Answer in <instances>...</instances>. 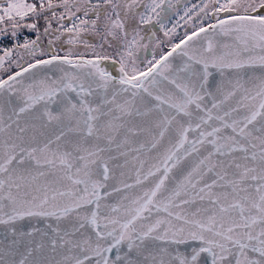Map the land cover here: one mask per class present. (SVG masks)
Here are the masks:
<instances>
[{
	"label": "snow or ice",
	"instance_id": "1",
	"mask_svg": "<svg viewBox=\"0 0 264 264\" xmlns=\"http://www.w3.org/2000/svg\"><path fill=\"white\" fill-rule=\"evenodd\" d=\"M167 9L171 0H0V70L19 68L0 78V264H264V73L246 71L264 69V0L185 8L215 22L141 71L140 28ZM65 34V55L21 65L43 53L42 35L51 49ZM79 44L92 58L73 54ZM113 44L118 76L103 66Z\"/></svg>",
	"mask_w": 264,
	"mask_h": 264
},
{
	"label": "flooded vegetation",
	"instance_id": "2",
	"mask_svg": "<svg viewBox=\"0 0 264 264\" xmlns=\"http://www.w3.org/2000/svg\"><path fill=\"white\" fill-rule=\"evenodd\" d=\"M93 3H95V0H92ZM147 2V0H146ZM171 2L175 5V9H167L164 13L161 14L160 17V23H156L153 21L150 25H144L140 28V35L144 37L142 43L146 44L147 47H141L139 50L136 51V64L135 67H137L139 70H144L148 66V61L153 59V55H155L156 59H159L160 55H162L164 52H167L171 46L178 42V40L183 39L185 33H191L194 30L195 27L204 26L207 27L208 24L214 23L215 20L211 19L209 17H204L203 19H197L195 15H193L191 12H189L188 15H192V20H188V17L185 15V8L191 9L192 5L197 4L202 6V0H171ZM223 3L224 0H221ZM199 9H197L198 11ZM209 12H211V7L209 8ZM89 19H92L94 17L89 16ZM223 18V14H221V17ZM160 24H163L164 27L161 28ZM57 25L56 23L53 24V27L55 28ZM175 27V31L171 32L169 30L173 29ZM165 32H169V34L166 36ZM151 37V39H149ZM51 36H45L43 39L42 44L39 43V49L43 50V53L38 50L34 57H29L28 55H24L23 59L21 60V65L26 66L27 61H30L28 63L33 62L34 59H45L48 58L49 55H51L53 52L58 55H65L66 50L69 48V45L64 43V41L67 39V34L61 38L60 41H57L53 47L49 48V39H52ZM82 40H88L92 43L99 44L100 41L98 38L93 37L90 34H83L81 37ZM8 42V41H6ZM5 43V42H4ZM82 45L79 44L75 46L76 48H80ZM74 48V46H73ZM76 50V49H75ZM99 50V49H97ZM73 51L74 55H80L83 54L85 58H92V52L91 50H79V51ZM120 49H118L115 44H113L112 47H108L105 45L104 53L113 57L114 60H118V52ZM2 54V53H0ZM13 59H16V56H13ZM10 63V62H9ZM7 67V65H6ZM15 65H11V67H8L7 71L0 70V75L7 74L15 68ZM133 65L129 64L126 68V71L131 72V68ZM19 70V68H18Z\"/></svg>",
	"mask_w": 264,
	"mask_h": 264
},
{
	"label": "water",
	"instance_id": "3",
	"mask_svg": "<svg viewBox=\"0 0 264 264\" xmlns=\"http://www.w3.org/2000/svg\"><path fill=\"white\" fill-rule=\"evenodd\" d=\"M208 35H209L210 38H213L214 40L219 41L221 43H223L226 39H228V38H225V37L214 36L212 33H209ZM200 39L201 40L203 39V34H201V38ZM197 46H199V44ZM172 63H173L174 66L178 65L180 63L179 58L177 57L176 59H174L172 61ZM103 66L106 67L107 70L109 72H111L113 75H116V76L119 75V65L116 63V60H114V59L108 60V61H106L104 63ZM17 71H19V70H17ZM45 71H49V73H50L51 71H55V69L51 68V66H46ZM246 71H248V74L249 75H252V74L261 75L262 73H264V69H261L259 66H257L254 69L246 70ZM57 75H60V73L57 72ZM213 78H214V81L213 82L219 80V75L214 70H213ZM161 87H164L166 89H171L172 88V86L169 85L167 82H163L162 85H161ZM5 111L7 113V107H6ZM115 163H123V159L121 158V159L117 160ZM145 170H147V165L145 167ZM118 173H119V169H117V174ZM172 175H175L177 178H179V176H178V174H177V172L175 170L172 173ZM129 182H131V181H129ZM173 183H174V181H169L168 182V186L169 187H172L173 186ZM145 186L146 187H149L151 185L148 184V183H146ZM45 223L46 222L43 219H32V220L25 219L24 221H20L19 222V224L21 225V227H23L24 229H28L29 227H31L33 225L36 226V227H38V228L44 229L45 228ZM48 223H53V225H54V221H51L50 220V221H48ZM4 235H5L4 226L3 225H0V238H2ZM49 235H51V232H49ZM34 239L39 240L40 237L39 236H36V237H34ZM196 246H197V243L196 242L189 241L187 243V245L181 246V250L182 251H185L186 253H189L190 254L191 253V249L193 247H196ZM125 251H126V249H125ZM45 254L52 255L50 253V250L47 247L45 248ZM57 258H58V256H57ZM200 264H210V260H208L207 257H202V259L200 261Z\"/></svg>",
	"mask_w": 264,
	"mask_h": 264
},
{
	"label": "rangeland",
	"instance_id": "4",
	"mask_svg": "<svg viewBox=\"0 0 264 264\" xmlns=\"http://www.w3.org/2000/svg\"><path fill=\"white\" fill-rule=\"evenodd\" d=\"M53 24H55V22H53ZM43 20H41V22H40V27H41V30L43 29ZM25 35H28L29 36V38H34V33H25ZM44 37L45 36H41V39H40V41H39V43H41L42 44V42H43V39H44ZM6 41H10V40H5L4 42H6ZM3 42V43H4ZM21 42H22V39H21ZM178 42H179V40H178ZM177 42V43H178ZM89 43H92L91 41L89 42ZM82 46L79 48H76L75 46H74V48L72 47V50H74V52L75 51H79V50H88L87 48H85L84 46H83V44H81ZM76 49V50H75ZM68 50H69V48L66 50V52L65 53H67L68 52ZM99 51V50H98ZM28 62H30V61H27V63ZM18 70V68L17 67H15V68H13L12 70H10V72L9 73H7V74H1L0 75V78H6L7 77V75H10V74H12L13 72H15V71H17ZM129 74H131V72H129Z\"/></svg>",
	"mask_w": 264,
	"mask_h": 264
},
{
	"label": "trees",
	"instance_id": "5",
	"mask_svg": "<svg viewBox=\"0 0 264 264\" xmlns=\"http://www.w3.org/2000/svg\"><path fill=\"white\" fill-rule=\"evenodd\" d=\"M11 41L5 42V45H10Z\"/></svg>",
	"mask_w": 264,
	"mask_h": 264
}]
</instances>
